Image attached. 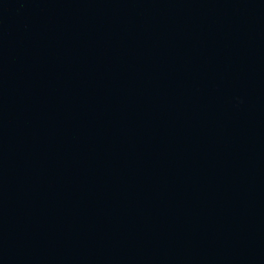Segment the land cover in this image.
Returning a JSON list of instances; mask_svg holds the SVG:
<instances>
[{
    "label": "water",
    "instance_id": "obj_1",
    "mask_svg": "<svg viewBox=\"0 0 264 264\" xmlns=\"http://www.w3.org/2000/svg\"><path fill=\"white\" fill-rule=\"evenodd\" d=\"M0 264H264V0H0Z\"/></svg>",
    "mask_w": 264,
    "mask_h": 264
}]
</instances>
